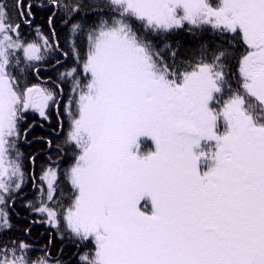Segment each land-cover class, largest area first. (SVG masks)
<instances>
[{"label": "snow or ice", "instance_id": "1", "mask_svg": "<svg viewBox=\"0 0 264 264\" xmlns=\"http://www.w3.org/2000/svg\"><path fill=\"white\" fill-rule=\"evenodd\" d=\"M50 108L60 142L25 155ZM65 238L77 264H264V0H0V264H69Z\"/></svg>", "mask_w": 264, "mask_h": 264}, {"label": "trees", "instance_id": "2", "mask_svg": "<svg viewBox=\"0 0 264 264\" xmlns=\"http://www.w3.org/2000/svg\"><path fill=\"white\" fill-rule=\"evenodd\" d=\"M29 2V0H24L25 5ZM33 3H35V0H32ZM46 3V0H44ZM33 12L35 15V21L34 23L36 25H39L43 32L46 35H50L49 32V26L47 23V18L50 15V11L47 8H37L33 7ZM54 26L57 30L58 35L61 38V44L64 47L65 50H67V44L64 43L63 37L66 35L67 32V26L64 25L59 19H54L53 21ZM23 33L28 39H33V29L28 26H24ZM210 38V37H209ZM204 39L199 35H192L187 32H182L178 34L175 37V40L178 41L180 50L182 54L185 55H191L194 54L201 43V40ZM86 47V42H85ZM63 67L61 65H56L55 60L53 58H50L45 65L42 67L41 71V81H47L49 86H52V81L58 80L59 72L63 71ZM41 81H35L34 82H41ZM67 92V89H66ZM61 103H64L62 100ZM50 112V120L43 121L38 114L36 113H29V119L27 121L28 124H34V127L29 133L28 139L32 140L33 143L30 145H22V151L25 153V155L33 154L41 151H47L45 144L42 141L35 140L36 137H45L53 140V143L60 142V138L54 137L52 135V129L58 127V121L56 116V110L54 108L49 109ZM43 125V127H41ZM42 159H46V157H41ZM39 174V168L37 167V175ZM16 210L20 213V218L18 219L16 216H13V223L19 227L23 228L28 225L29 220L24 219L25 216L28 215L24 207L17 202L16 204ZM31 219V217H29ZM44 234L41 236V234ZM48 233L45 231V225L42 224H35L32 225V233H31V239L34 242H38L39 244H43L47 240ZM60 248L64 249L63 256L64 259L69 261V264H77V247L76 244L73 243L71 240L65 238L63 240L61 239H55V247L54 251H58Z\"/></svg>", "mask_w": 264, "mask_h": 264}, {"label": "flooded vegetation", "instance_id": "3", "mask_svg": "<svg viewBox=\"0 0 264 264\" xmlns=\"http://www.w3.org/2000/svg\"><path fill=\"white\" fill-rule=\"evenodd\" d=\"M31 146V145H30Z\"/></svg>", "mask_w": 264, "mask_h": 264}, {"label": "rangeland", "instance_id": "4", "mask_svg": "<svg viewBox=\"0 0 264 264\" xmlns=\"http://www.w3.org/2000/svg\"><path fill=\"white\" fill-rule=\"evenodd\" d=\"M39 116V115H38Z\"/></svg>", "mask_w": 264, "mask_h": 264}]
</instances>
